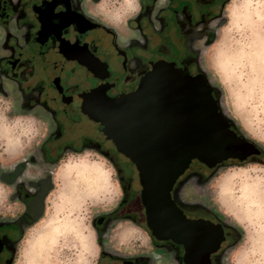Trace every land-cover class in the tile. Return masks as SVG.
<instances>
[{"label": "clouds", "instance_id": "1", "mask_svg": "<svg viewBox=\"0 0 264 264\" xmlns=\"http://www.w3.org/2000/svg\"><path fill=\"white\" fill-rule=\"evenodd\" d=\"M71 2L78 15L114 32L121 48L133 40L144 43L133 27L144 11L142 0ZM170 3L156 0L155 9H167ZM155 26L159 29L158 21ZM194 32L202 35L192 41V52L208 86L218 93L212 97L217 114L256 152L221 161L204 183L191 177L188 184L198 197L192 202L212 209L239 234L219 264H264V0H225ZM0 81L7 93H0V221L24 215L19 184L30 192L37 190L33 181L48 180L52 186L43 213L23 226L13 264H101L104 253L125 261L143 256L149 264H179L174 253L157 249L151 232L132 219H112L98 231V218L112 216L124 199L117 168L93 147L68 149L54 163L46 161L38 153L52 132L51 121L22 109L15 82L5 76ZM21 163L25 167L16 182H5L3 177L16 173ZM179 198L185 199L183 189Z\"/></svg>", "mask_w": 264, "mask_h": 264}, {"label": "flooded vegetation", "instance_id": "2", "mask_svg": "<svg viewBox=\"0 0 264 264\" xmlns=\"http://www.w3.org/2000/svg\"><path fill=\"white\" fill-rule=\"evenodd\" d=\"M142 2L144 11L133 27L144 43L133 40L127 48H121L114 32L78 15L71 0H0V76L15 82L14 94L23 101L22 109L35 110L51 121L52 132L38 153L46 161L54 163L68 149L93 147L117 168L124 199L112 216L98 218V231L102 232L112 219H132L151 232L157 249L164 254L174 253L179 264H183L184 247L153 234L134 166L104 137L102 127L83 113L82 97L103 87L110 98L129 93L159 61L188 75L200 73L191 45L202 34L195 33L194 28L214 17L225 0H171L167 9L160 10L155 9L156 0ZM157 21L159 29L155 26ZM133 62L135 67L131 66ZM0 93L7 94L2 81ZM212 94L217 96L213 89ZM24 167L23 163L18 164L16 173L5 175L3 180L15 183ZM193 176H198L200 183L208 178L198 173L185 176L174 185L172 196L188 219L220 225L223 240L210 256L211 264H219L220 255L236 242L239 234L223 224L212 209L187 197L186 191L193 187L188 181ZM32 183L37 189L34 192L23 184L17 186V196L26 209L24 215L17 221H0V264H11L23 226L43 213L51 183ZM182 189L184 200L179 198ZM101 264H149V259L140 256L125 261L104 253Z\"/></svg>", "mask_w": 264, "mask_h": 264}, {"label": "water", "instance_id": "3", "mask_svg": "<svg viewBox=\"0 0 264 264\" xmlns=\"http://www.w3.org/2000/svg\"><path fill=\"white\" fill-rule=\"evenodd\" d=\"M212 97L201 72L188 75L162 61L129 93L110 98L103 87L82 97L83 113L134 166L153 234L181 244L183 264H211L223 233L219 224L188 219L174 201V185L192 173L210 177L221 161L256 152L217 114Z\"/></svg>", "mask_w": 264, "mask_h": 264}, {"label": "rangeland", "instance_id": "4", "mask_svg": "<svg viewBox=\"0 0 264 264\" xmlns=\"http://www.w3.org/2000/svg\"><path fill=\"white\" fill-rule=\"evenodd\" d=\"M217 96H218V93H217ZM186 195L191 200H194V199L198 198L197 197V193H196V189L194 188V186L186 191ZM11 264H13V260H12Z\"/></svg>", "mask_w": 264, "mask_h": 264}]
</instances>
